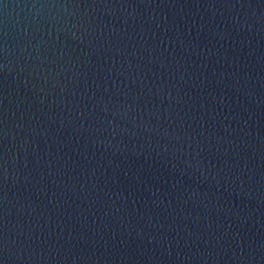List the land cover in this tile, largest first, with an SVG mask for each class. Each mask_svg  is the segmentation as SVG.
<instances>
[{"label":"water","instance_id":"water-1","mask_svg":"<svg viewBox=\"0 0 264 264\" xmlns=\"http://www.w3.org/2000/svg\"><path fill=\"white\" fill-rule=\"evenodd\" d=\"M0 264H264V0H0Z\"/></svg>","mask_w":264,"mask_h":264}]
</instances>
